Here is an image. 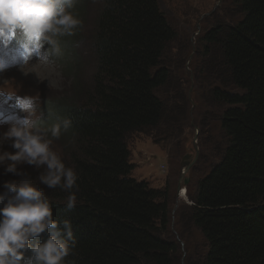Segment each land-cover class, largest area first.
Wrapping results in <instances>:
<instances>
[{"label":"trees","instance_id":"trees-1","mask_svg":"<svg viewBox=\"0 0 264 264\" xmlns=\"http://www.w3.org/2000/svg\"><path fill=\"white\" fill-rule=\"evenodd\" d=\"M82 1L74 9L80 18ZM237 5L241 18L203 39L206 71L215 79L206 103L220 111L215 120L225 142L205 175L192 189L188 184L191 226L205 250L187 264H264V0ZM79 31L62 37L61 46L70 48ZM93 39L98 65L91 91L80 100L76 82L71 105L61 99L47 110L49 124L57 117L72 121L56 151L79 177L72 210L63 203L66 192L41 185L54 218L72 220L75 247L65 264H179L170 186L154 188L132 177L129 141L142 133L159 144L182 134L190 103L174 88L185 76L175 84L165 57L177 32L159 0H102ZM75 69L71 64L67 71ZM29 170L38 176L34 166ZM191 234L182 230V239Z\"/></svg>","mask_w":264,"mask_h":264},{"label":"rangeland","instance_id":"rangeland-1","mask_svg":"<svg viewBox=\"0 0 264 264\" xmlns=\"http://www.w3.org/2000/svg\"><path fill=\"white\" fill-rule=\"evenodd\" d=\"M82 2L86 8L82 13L84 16L81 15L83 26L80 28L78 38L74 44L71 43L70 48L61 46L63 54L52 57L50 62L40 63L39 55H31L25 63L23 58L28 53L31 54L34 47L23 46L17 40L14 42L20 48V53L13 49L4 50L0 46V57L8 52L12 55L10 60L14 61L0 77V101H2L0 133L6 131L11 122L19 119L15 117L16 110H13L17 107L15 100L19 101L25 97L34 98L38 114L42 113L48 123L49 104L52 103L51 105L55 106L59 104L58 100L65 99L66 105H71L73 101L69 93L72 89H76V82L82 90L80 98L83 99L80 100H84V95L91 91L98 65L93 39L94 29L102 0H83ZM159 3L161 10L177 32V39L171 44L173 49H169L165 57H167V65L172 71L175 84L177 79L185 76L183 78L186 82L182 84L177 80L181 85L174 90L183 93V96L189 100L190 115L180 126L182 134L177 139L173 135L157 144L151 136L146 134L138 133L131 136L130 161L135 166L132 177L136 180L147 181L154 188L170 186L172 238L181 243L182 256L179 264H187L190 260L194 261L197 255L199 259L205 250V241L191 226L190 212L194 202L190 199L188 190L190 192L195 181L205 175L210 166L208 164L217 158L216 148L225 142L223 133L215 120L220 111L206 103L209 98L211 100L208 94L215 85V79L213 76H208L206 71V66L209 68L210 62L203 55L208 47L203 39L214 28L225 30L226 27L235 24L241 16L237 13V0H159ZM59 40L62 44V37ZM48 47L49 45L45 44L38 49L39 53L41 54ZM70 57L76 62L69 60ZM71 64L76 69L73 73H68L67 70ZM173 94L172 92L171 95ZM19 114L25 115L21 108H19ZM66 141L67 138L61 134L59 139L54 140L53 148L61 149ZM4 148L12 150L7 143ZM20 167L28 175L34 174L29 170L32 166L25 164ZM181 176L185 179L182 186L187 191L186 196H182L178 190ZM14 177L17 176L11 173L5 174L0 167L1 190H3V182ZM180 216L184 217L183 221L179 220ZM180 222H182L181 225ZM182 230L192 232L187 242L182 239Z\"/></svg>","mask_w":264,"mask_h":264},{"label":"clouds","instance_id":"clouds-1","mask_svg":"<svg viewBox=\"0 0 264 264\" xmlns=\"http://www.w3.org/2000/svg\"><path fill=\"white\" fill-rule=\"evenodd\" d=\"M77 0H0V43L11 40L23 46L49 47L40 63L63 54L60 37L73 36L83 21L74 11ZM27 63V61H24ZM5 65L0 64V70ZM25 115L0 133V167L19 179L3 182L0 191V264H65L73 253L75 238L70 217L54 218L53 201L44 187L67 193L63 203L68 210L77 206L79 177L53 148L71 126L70 118L57 117L48 124L38 114L32 97L18 101ZM12 150H6L5 144ZM39 170L32 178L20 167Z\"/></svg>","mask_w":264,"mask_h":264},{"label":"bare ground","instance_id":"bare-ground-1","mask_svg":"<svg viewBox=\"0 0 264 264\" xmlns=\"http://www.w3.org/2000/svg\"><path fill=\"white\" fill-rule=\"evenodd\" d=\"M15 39H13L12 41H14ZM2 48L4 49V50H6V48L4 47V46H2ZM31 54H29L28 53V55H26L23 59H24V61H26V60H28L29 58H30V56L31 55H40V53H39V51H38V49L37 48H34V49H32V51L30 52ZM19 61V60H18ZM0 117H2V115H0ZM187 171V170H186ZM184 181H185V179H184ZM179 191H180V194L182 195V196H186L187 194V191H186V189H184L183 188V186L179 189Z\"/></svg>","mask_w":264,"mask_h":264},{"label":"water","instance_id":"water-1","mask_svg":"<svg viewBox=\"0 0 264 264\" xmlns=\"http://www.w3.org/2000/svg\"><path fill=\"white\" fill-rule=\"evenodd\" d=\"M187 157V156H186ZM184 165V164H183ZM188 169V168H187ZM184 181V176L180 177L179 184H178V190L182 187Z\"/></svg>","mask_w":264,"mask_h":264},{"label":"snow or ice","instance_id":"snow-or-ice-1","mask_svg":"<svg viewBox=\"0 0 264 264\" xmlns=\"http://www.w3.org/2000/svg\"><path fill=\"white\" fill-rule=\"evenodd\" d=\"M33 47H35V48L39 49V48H38V47H36V46H33Z\"/></svg>","mask_w":264,"mask_h":264}]
</instances>
